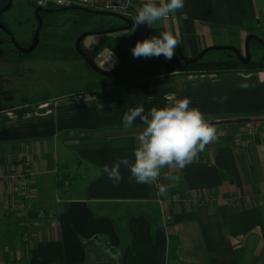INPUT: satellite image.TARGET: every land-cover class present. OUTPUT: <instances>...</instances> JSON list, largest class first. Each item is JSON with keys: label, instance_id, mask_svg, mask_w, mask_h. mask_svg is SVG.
Returning <instances> with one entry per match:
<instances>
[{"label": "crops", "instance_id": "1", "mask_svg": "<svg viewBox=\"0 0 264 264\" xmlns=\"http://www.w3.org/2000/svg\"><path fill=\"white\" fill-rule=\"evenodd\" d=\"M145 2L126 0L122 12L131 18ZM148 29L149 36L171 32L188 60L210 47L240 50L250 36L264 42V0H184L182 10ZM131 34L123 31V48ZM86 37L80 45L91 63L99 71L117 69L123 52ZM47 61L76 63L90 78L56 98L39 87L33 99L12 101L14 108L0 114V264H264V71L164 73L155 63L157 72L108 83L94 82L99 74L82 57ZM5 63L8 72L0 75L13 91L10 83L23 75ZM185 97L210 122H227L217 126L219 143L206 145L182 170L162 169L156 183L167 186L164 194L156 184L129 179L123 165L120 183L108 179L103 166L134 161L143 128L139 119L125 128L124 113L139 105L148 113ZM249 118L258 122H230ZM22 165L32 172V209L56 213L54 222L42 220L33 245L22 239L18 198L2 178Z\"/></svg>", "mask_w": 264, "mask_h": 264}, {"label": "clouds", "instance_id": "2", "mask_svg": "<svg viewBox=\"0 0 264 264\" xmlns=\"http://www.w3.org/2000/svg\"><path fill=\"white\" fill-rule=\"evenodd\" d=\"M184 0H146L136 9L134 22L138 25L151 26L171 13L182 10ZM178 40L169 31L137 39L131 48L133 58H159L163 56L171 61L176 53ZM112 63L115 58L112 55ZM245 87L246 85H240ZM227 96L221 98L223 103ZM190 98L175 99L163 108H151L144 112L143 105L130 108L123 115V126L132 128L137 119L143 125L136 137L137 146L133 151L134 161L128 158H118L113 165H104L103 173L118 184L122 180L120 168L123 165L130 171L129 179L139 184H156L159 194L167 191V186L156 183L161 170L175 166L184 169L194 162L198 154L205 150L206 145L214 141L216 128L210 123L198 108L190 107ZM172 181H178L179 176L168 174Z\"/></svg>", "mask_w": 264, "mask_h": 264}, {"label": "rangeland", "instance_id": "3", "mask_svg": "<svg viewBox=\"0 0 264 264\" xmlns=\"http://www.w3.org/2000/svg\"><path fill=\"white\" fill-rule=\"evenodd\" d=\"M12 7L2 14L0 17V74L8 72V70H5V62L12 61V66L14 69L20 72L23 77L14 79L12 81L11 87L14 89L12 93L15 97L14 102H26L30 101L28 99H33L34 96L38 95V88L44 87L42 89V95L48 96V98H56L60 95L64 94H70L72 91H78L75 89H80L82 87H85L88 84V79L90 77L82 78L80 76V73L77 71L79 67L78 64H74L72 62L66 63L62 61H47V59L42 62L40 57L42 51H41V45L44 43V34H48V36H53L55 41L59 42L57 40V37L62 36H70V28H72L70 25L72 20V12H66L62 13L58 17L55 14L49 15V17H44L43 22L44 25L42 27L41 33H40V44L38 48L36 49L34 54L23 57L21 61L23 63L20 65L17 63L19 60V50L15 47V45L11 42L12 38L15 39L16 42H18L24 50H28L32 48V46L35 43V34L37 31V27L39 26V19L36 16V10L37 8L29 3H22V2H13L11 3ZM96 9L95 11L102 12V13H108V14H116L115 12L118 11L116 9ZM50 10H58V8H53ZM45 14V13H44ZM41 13V16L44 15ZM43 18V16H42ZM49 19V20H48ZM52 20L53 22L60 23V27H57L54 30H48L45 29L46 24L48 21ZM94 22L96 25L90 26V27H83L79 31L71 32V37H73L75 40L71 42V45H76V42L78 38L82 37L86 33L94 32V28L98 29L97 31L101 30H109L108 28L113 27L111 29L115 28H121L122 25L124 26L123 22L118 20L117 18L113 16H95ZM45 26V27H44ZM51 34V35H49ZM123 32L119 31L117 33L112 34H101L95 33L91 36H87L86 38H95L101 40L103 44L110 50L111 52H123L121 49H123V43L121 39H123ZM118 35V36H117ZM65 38V37H62ZM121 38V39H120ZM54 42V43H57ZM52 41H50L49 44H54ZM66 43V42H65ZM246 41L243 45V48L238 50L242 57L247 56V50H246ZM80 51H83L82 45H80ZM84 52V51H83ZM85 53V52H84ZM236 54L233 51H213L206 55L204 59L206 60H228L231 57H235ZM40 57V58H38ZM251 57L253 61L260 62L264 61V49H257L254 48L251 52ZM164 58V57H163ZM174 58H177L176 56ZM163 60H166L165 58ZM174 60V59H172ZM59 62V63H57ZM132 61L128 63L120 73L119 75H116L114 77L104 76V75H92L94 78V82H103L107 81L108 83H113L115 79L118 78H130V77H138L141 75H145L151 72H157L158 71V64H153L148 62H142L138 64L137 66L132 67ZM64 68V69H63ZM31 70V71H30ZM104 73H114V71L108 72L100 69ZM93 74V73H91ZM85 76V75H84ZM59 82V84H58ZM72 89V90H71ZM12 91V90H11ZM240 124H245V122H241Z\"/></svg>", "mask_w": 264, "mask_h": 264}, {"label": "trees", "instance_id": "4", "mask_svg": "<svg viewBox=\"0 0 264 264\" xmlns=\"http://www.w3.org/2000/svg\"><path fill=\"white\" fill-rule=\"evenodd\" d=\"M9 0H0V11L3 8H7L9 5ZM72 20L71 24L72 25L70 28V36H62V37H57V40L59 42L55 41L54 37L48 36V34H44V43L41 45V54L40 57L49 59V60H55V59H60V60H75V59H81L80 53L76 51V45H71V42H73L75 39L71 37V32H76L82 29L83 27H90V26H95L96 23L94 22V18L96 15L92 14H87L86 12L84 13L83 11L80 10H75L72 11ZM44 14V13H43ZM55 14L58 17L63 16L60 15L62 13H51ZM51 14H44V17H49ZM49 20V19H48ZM45 27V26H44ZM57 27H60V23L53 22L52 20L48 21L46 24L45 29L48 30H54ZM113 27H110L108 29H111ZM97 31L98 29H95ZM106 30V29H104ZM50 41L57 42L54 44H49ZM76 41V40H75ZM66 42V43H65ZM133 41L129 40L124 44L123 48V53L121 57L123 58L126 52L129 50L130 47L134 46ZM250 48L252 46H256L257 49L261 48V45L258 43L256 40H251L250 41ZM181 47V46H180ZM183 50V47H181ZM175 53L177 56V59L175 60H163V56L156 58L153 57L151 59L155 63L162 64L164 66V73H172V72H178V73H185V74H212V73H227V72H233V71H245V72H252V71H264V62H256L251 60L250 63L244 64L238 58L235 59H230V60H217V61H208L204 58H202L199 61H196L195 63H186V61L180 60V57L178 55L177 48L175 49ZM34 54V53H33ZM32 55V54H31ZM22 57H26L29 55H24L21 54ZM133 56L131 55L125 66L133 61ZM136 59V58H135ZM140 58H138L139 60ZM137 60V59H136ZM124 66V67H125ZM123 67V68H124ZM122 68V69H123ZM122 71V70H121ZM8 84V81L4 79L2 75H0V114L3 113L4 111H7L11 108H14V106H10L9 103L14 101L15 97L13 96L10 89H7L5 86ZM89 90H86L84 92H87Z\"/></svg>", "mask_w": 264, "mask_h": 264}, {"label": "built area", "instance_id": "5", "mask_svg": "<svg viewBox=\"0 0 264 264\" xmlns=\"http://www.w3.org/2000/svg\"><path fill=\"white\" fill-rule=\"evenodd\" d=\"M13 2H24L34 5L37 9L50 10L53 8L64 9L70 7H83L91 10L96 9H116L118 13L128 16L126 9L115 8L111 5L114 0H12ZM258 122V120L256 121ZM212 124V122H210ZM254 121H245L247 126L254 124ZM216 128V139L209 143V146H216L219 143L221 134L218 132V125L212 124ZM17 169V170H16ZM31 175L32 172L25 165L19 168H13L11 171L4 175L3 180H6L11 184V190L13 194L18 198L19 210L18 215L21 218V226L24 227V233L22 239H24L30 245L35 242L36 232L42 220L55 221L56 213L54 211L46 212L41 209L33 210L29 204L31 196ZM178 198V197H177Z\"/></svg>", "mask_w": 264, "mask_h": 264}, {"label": "water", "instance_id": "6", "mask_svg": "<svg viewBox=\"0 0 264 264\" xmlns=\"http://www.w3.org/2000/svg\"><path fill=\"white\" fill-rule=\"evenodd\" d=\"M115 2H112L111 5L115 8H121L122 9H127V4L125 3L126 0H114ZM11 3H13L12 0H9V6L3 10L0 11V16L5 13L6 11H8L12 5ZM75 10H80V11H83L84 13L86 12L87 14H92V15H96V16H113L115 18H117L118 20L122 21L124 26L122 25L121 28H115V29H110L109 32H113V33H117L119 31H131L132 34H131V41L135 42L137 39H144V38H148V37H151L149 36L150 33H149V29H148V26L147 25H141V26H138L135 22H134V16L135 14L130 18V17H127L125 15H122L121 13H116V14H108V13H102V12H98V11H95V10H91V9H88V8H83V7H70V8H64V9H58V10H44V9H37L36 10V16L37 18L39 19V26L36 28L37 31H36V34H35V43L34 45L32 46V48L28 49V50H24V48L18 43L15 41L14 38H12L11 42L15 45V47L19 50L20 54H32L33 52L36 51V49L38 48L39 44H40V33H41V30H42V27L44 25V22H43V18L41 16V13H47L48 14H51V13H66V12H72V11H75ZM129 14V13H128ZM94 32H90V33H87L86 35H90V34H93ZM86 35L84 34L82 37L78 38L77 42H76V51H78V53H80V55L82 56V58L86 61V63H88V65L95 71L97 72L99 75H104V76H109V77H114L116 75H118V73L121 72L122 68L125 66V64L127 63V61L129 60L130 56L132 55L131 54V48L133 47H130L129 50L126 52V54L124 55V57L121 59L120 61V64L118 66V68L116 69V71H114V73H104L103 71H99V69L93 64L91 63V61L88 59V57L85 55V53L83 51H80V44H81V41H82V38L86 37ZM256 40L258 41V43L264 47V42L262 40H260L259 38L255 37V36H250L247 38L246 40V50H247V56L245 57H242V55L240 54V52L235 49V48H232V47H222V46H218V47H210V48H207L201 55L200 57H198V59L196 58V60H188V59H185V56L183 54V51L180 47V45L178 44L177 45V51H178V55L180 57V60H183V61H186V63H195L196 61H199L201 60L202 58H204V56L211 52V51H217V50H229V51H233L235 54H236V57L238 58V60H240L242 63L244 64H248L251 62L252 60V57H251V53H250V41L251 40ZM245 121H254L256 122L257 120L255 119H240V120H234V121H230V122H245ZM223 123H227V122H212V124L214 125H221Z\"/></svg>", "mask_w": 264, "mask_h": 264}, {"label": "flooded vegetation", "instance_id": "7", "mask_svg": "<svg viewBox=\"0 0 264 264\" xmlns=\"http://www.w3.org/2000/svg\"><path fill=\"white\" fill-rule=\"evenodd\" d=\"M3 9H5V8H3ZM3 9H2V10H3ZM1 16H2V15H1ZM1 16H0V17H1Z\"/></svg>", "mask_w": 264, "mask_h": 264}]
</instances>
